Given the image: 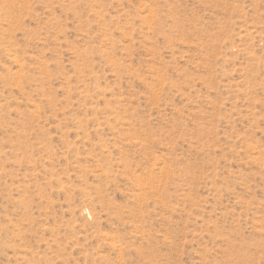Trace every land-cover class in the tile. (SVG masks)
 I'll return each instance as SVG.
<instances>
[{
    "label": "rangeland",
    "instance_id": "374dc122",
    "mask_svg": "<svg viewBox=\"0 0 264 264\" xmlns=\"http://www.w3.org/2000/svg\"><path fill=\"white\" fill-rule=\"evenodd\" d=\"M0 264H264V0H0Z\"/></svg>",
    "mask_w": 264,
    "mask_h": 264
}]
</instances>
